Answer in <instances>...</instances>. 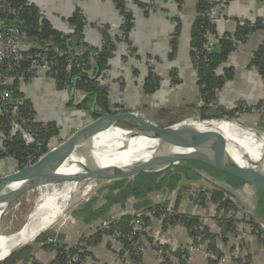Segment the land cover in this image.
Masks as SVG:
<instances>
[{
    "label": "crops",
    "instance_id": "obj_1",
    "mask_svg": "<svg viewBox=\"0 0 264 264\" xmlns=\"http://www.w3.org/2000/svg\"><path fill=\"white\" fill-rule=\"evenodd\" d=\"M116 1L29 0L30 4L44 11L48 22L62 34L73 32L74 27L67 21V18L76 8H79L86 15L80 43L89 46H101L103 35L97 26L109 25L108 35L115 44V52L107 61V69L104 71L107 78L104 83L112 105L119 104L123 106L122 109L132 111L142 119L158 125L197 116L201 101L195 70L189 56L191 26L197 14L196 0H151L154 4L146 13L142 8L133 7L134 23L129 34V43L114 39L115 31L117 32L121 24L119 12L115 6ZM137 1H148V4L150 2V0ZM263 5L261 0H230L222 7L223 15L216 24L217 32H235L241 17L249 19L253 24L259 21L256 25L258 28L264 23ZM178 25L177 51L171 57L169 56V38ZM263 40L264 28L255 29L247 36V40L230 54L229 64L234 67L235 75L217 94V99L225 108L241 100L252 105L253 108L258 102L263 101L262 76L250 67L251 56ZM75 43L73 41L71 45L75 47L77 45ZM81 46L78 45L79 48ZM123 48H130V50L133 48V51L135 49L133 56L124 53ZM149 56L157 60L153 63L154 70L161 79L155 91H146L144 88L147 74L145 59ZM173 69L178 81L176 84L172 83L171 71ZM18 90L23 97L32 102L41 119L56 122L59 118L54 110L61 101L68 106V100L71 101V97L78 98L83 94L76 91L69 94L61 92L49 81L26 82L18 86ZM85 113L83 115H86ZM90 119L87 114V120ZM78 124H81V121ZM0 145H2L1 141ZM16 165L10 157L0 158V174L15 170ZM195 172L197 173L196 178H183L176 189L169 191L162 188L149 192L146 197L153 204L168 199L179 214L194 215L199 220H204L207 224V231L213 238L210 241L207 237L209 246L213 247L215 252L225 254L231 248H236L237 254L229 256L223 262H218L205 257L202 252H197L188 264H264V193L252 184L224 170L213 171L202 168ZM116 180L118 179L102 184L91 198L75 206L69 215L87 203H92L94 207L107 205L108 190L106 187L111 186ZM179 188H181L180 191H178ZM212 190H221V195L235 204V210L228 209L224 214L219 203L212 200ZM177 194H180V199L176 203ZM139 202L134 196L128 197L122 204L119 202L111 204L103 218L91 221L76 218L75 224L70 222L59 227L56 240L59 239L67 246H74L80 237L93 236L101 221L116 222L122 216L133 215L140 208ZM245 207L250 208L252 213L247 218L240 213ZM222 214L225 217L233 218L234 216L238 220L233 218L235 220L233 229L220 224L218 218ZM250 219L252 223L249 222ZM149 222L152 224L154 236L155 232L161 229L159 220L151 218ZM252 224L257 225L262 237L253 233L254 225ZM190 236L186 227L181 224L163 228V244L170 254L172 263L178 264L180 250L186 252L185 248L191 241ZM26 246L31 249L30 254L39 264H50L55 257V253H47L36 240ZM136 248L138 253H135L136 258L134 259L122 242L110 243L107 236L102 235L98 243L84 249L88 254L82 264H159L150 237L138 235ZM0 263L3 264L4 261ZM15 264H34V262L29 257L27 261L18 260Z\"/></svg>",
    "mask_w": 264,
    "mask_h": 264
},
{
    "label": "trees",
    "instance_id": "obj_2",
    "mask_svg": "<svg viewBox=\"0 0 264 264\" xmlns=\"http://www.w3.org/2000/svg\"><path fill=\"white\" fill-rule=\"evenodd\" d=\"M207 1L208 0H196L195 10L197 14L191 26L189 56L192 62V66L195 70L196 84L199 88V96L211 100H217V94L219 90H221V88L227 81L232 80L235 75L234 67L229 64V56L233 51H235L236 46L232 38H229V36H235L237 38L240 37L241 41L245 42L247 40V36L253 30L258 29L256 28V25L259 24V21L251 25H238L235 32L224 33L225 35L223 36V38L219 40V49L209 53L205 50L204 43L206 42L207 35L211 33L216 34L217 30L216 25L211 24L208 18L202 14V11L208 6ZM225 1L227 2L229 0ZM153 4L154 3L151 0L149 4L148 1L140 2L137 0H133V2L130 3V10L126 12L124 9V1L117 0L115 6L118 9L121 24L118 28L120 35L115 31L114 39L123 40V42L129 43V34L131 32V29L133 28L134 23L132 12L133 7L142 8L146 13L150 11L148 9H150ZM4 19L6 22H8L11 18L5 17ZM25 19L29 26L24 31V36L26 38L25 41L31 42V47L29 49L30 51H33L34 49H40L39 51H46L47 54L57 55L59 64H62L64 62L63 60H65L67 57L72 56V58H74L75 60L87 62L89 65L88 68L90 69L91 73L90 71L82 72L74 69L71 71L69 78L71 89L67 93L69 94L72 91H76L78 93L82 92L83 94H81V96H78V100H68V106L84 108L88 110V114L91 119H93L97 115V113L101 112L125 111V108L122 109L123 106H120L119 104H111L106 84L99 83L101 76H104V71L107 69V61L113 55L112 52L115 49V44L112 41V38H110L108 35V32H110L109 25L102 24L97 26L103 35V39L100 47H93L84 43H80V40L83 37V28L85 25V21L81 17L79 8H76L75 11L67 18V21L74 27L73 32L69 34H62V32L55 30L44 16L40 18L38 16V8L32 4L26 6ZM36 29L39 30L37 31ZM178 37L179 25L174 28L169 38V56L171 57L175 55L177 51ZM73 41H75V44H77L75 47L71 45ZM78 45L82 46L79 48ZM131 50L133 51V48H131ZM149 59L152 58L149 56L145 59L147 74L144 80V88L146 91H155L156 89H158L161 79L155 72L154 65H149ZM153 61L156 62L157 60L155 61L153 59ZM253 66L256 67L255 69L257 70V72L263 74L264 40L258 45L257 49L251 56L250 67ZM65 75L66 74L64 72H60L58 78L62 80ZM171 76L173 77L172 83L176 84L178 81L175 76L174 69L171 71ZM26 82L33 81H25L23 83ZM23 83H15L14 87L12 88V92L14 96L24 98V113H29L30 109H32L31 105L33 106V104L31 101L23 97L21 92L18 90V86L22 85ZM56 89L62 92L61 89ZM241 102L248 104L243 100H241ZM262 102L263 101L258 102L255 106L259 107ZM93 104L94 109L93 111H91L90 109ZM250 106L247 110L248 112L252 113L253 116H256L257 130H264V118L260 115L259 112H254ZM198 116H200L201 118H221L237 117V114L233 113L231 110H226L222 105L215 110H210L207 106L201 105L198 110ZM7 122L8 119L6 116H0V123H3L4 125L0 126V141L2 142V145H0V147L7 149L6 152H3V150L0 148V158L11 156L12 158H16L17 160H22L29 153H37V150L39 148L38 146L24 144L17 133L10 134V129L5 126V123ZM71 122L72 124L75 122H77L75 124L79 123L78 119L74 118L71 119ZM119 125L123 127V124ZM60 126H62V122L60 123L56 121H47V130H43L41 128L38 129V135L41 139L42 144L40 148L43 153L47 151L46 144L49 138L53 135L60 134V131L62 129L60 128ZM7 136H10L12 138V141L8 142L6 140ZM202 168L213 171L217 170V168L209 166L201 161L194 159H185L175 164H170L165 169L159 172H139L133 175L132 178L128 177L118 179L111 186L106 187L108 190L107 205L94 207L92 203H87L80 209L72 211L71 216L77 219H83L85 221L103 218L105 216L104 213L109 209L111 204H114L116 202L122 204L128 197L134 196L140 201L138 203L140 204V208L137 212L154 209L156 212V216H152V219L157 218L163 212L164 207L167 206L170 200L164 199L162 201H159L158 203L153 204L150 200H148L146 195L151 191L161 190L162 188L168 189L169 191L176 189L179 185V182L183 178H196L197 173L195 172V170ZM234 179L242 182V180L240 179ZM180 189L181 188H179L178 191H180ZM211 192H213L211 194L212 200L219 203L220 208H223L224 214L228 209L235 210V204L232 203L229 199L224 198L223 195H221V190H212ZM179 199L180 194H177L176 203L179 201ZM224 214L219 216L218 221H220V224L226 225L228 229H233L235 222L234 219L236 218L234 216V219L231 217H225ZM133 215L122 216L119 220H117L116 222H111L110 224L114 228H120L124 232H127L129 230L128 222ZM149 217L144 218V221L148 222L150 220ZM236 221L238 220L236 219ZM176 222L183 223L189 235H193L194 232L192 231V226L199 222V218L194 215L179 214L175 211V214L173 215L172 220H170V223L171 225H174ZM249 222L252 223L251 219L249 220ZM252 225H254L253 227L257 228L256 224ZM52 234L53 233L51 231L47 230L44 233L36 236V238L34 239L40 243L41 247H43V249L47 253H55V257L50 262V264H67V260L65 257L67 251L71 253H78L81 259H84L88 254L86 250H77L75 248V245L67 246L60 242L59 239L56 240V242L46 243V238L48 236H51ZM102 235H105V233L103 231L97 230L95 234L93 233V236H88L90 237L89 240L91 241L90 243H92L91 245L98 243L101 240ZM137 237L138 235L136 236V238ZM205 237H208L210 241L213 240L208 231H205ZM121 242L123 243L124 247L129 250L131 257L135 259V250L137 248H133L132 243L128 242L125 239H122ZM210 249L213 250V247H210ZM30 250L31 249L27 246L19 248L10 256L5 258L3 260V264H15L18 260H22L24 262L27 261L29 257L32 259L34 264H39L36 262V259L33 258V256L30 254ZM184 261V252L180 250V260L178 264H181Z\"/></svg>",
    "mask_w": 264,
    "mask_h": 264
},
{
    "label": "built area",
    "instance_id": "obj_3",
    "mask_svg": "<svg viewBox=\"0 0 264 264\" xmlns=\"http://www.w3.org/2000/svg\"><path fill=\"white\" fill-rule=\"evenodd\" d=\"M125 11L130 10V3L133 0H123ZM230 1V0H229ZM229 1L225 0H208V6L202 11V14L206 16L211 24L216 25L222 19V7L227 4ZM264 4V0H261ZM150 3V2H149ZM29 0H0V116H6L8 122L5 123L10 129V134L17 133L24 144L27 145H36L38 146L37 153H29L22 160H17L16 158L11 159L17 164V168H21L28 164L33 163L41 155L40 146L41 139L39 138V128L47 130V121L41 119L33 106L30 109L29 113H24L25 111V100L24 98L16 97L13 94L12 88L15 83H23L25 81H49L52 82L56 88L61 89L67 93L70 88V74L71 71L79 70L82 72H89L88 63L84 61H77L74 58L67 57L62 64H59L58 56L54 54H47L46 51H39L40 49H34L30 51L31 42L25 41L24 31L28 28V24L25 19L26 6L29 5ZM264 6V5H263ZM81 17L86 23V15L80 10ZM38 16L45 17L43 10L38 8ZM5 17L11 18L10 21L6 22ZM238 25H251L249 19L241 17ZM37 31L39 29H36ZM217 32V31H216ZM117 33L120 35L119 30ZM224 33L208 34L206 42L204 43V48L207 52H214L219 49V40L223 38ZM235 43L236 49L241 46L243 43L240 37L229 36ZM123 39V37H122ZM123 42V40H120ZM115 52V49L113 50ZM112 52V53H113ZM123 52L127 55L133 56L134 52L130 48H123ZM149 65H153V59L148 60ZM256 67H251L252 70H255ZM64 72L66 75L61 80L58 78L59 73ZM263 83H264V71L261 74ZM107 78V74L104 73V76L100 78L99 83L104 84ZM75 101V97L73 98ZM201 105L207 106L210 110H215L218 107H221L219 100H211L204 97H200ZM250 105L245 104L241 101H237L231 107L225 108L226 110H231L233 113L237 114V117L246 114L248 112V107ZM251 107V106H250ZM254 112H259L260 115L264 118V89H263V102L259 108L256 110L251 107ZM233 117V118H237ZM38 125V126H37ZM0 126H4L3 123H0ZM264 133V132H262ZM71 134V133H70ZM69 134V135H70ZM56 135H53L49 138L46 144V149L49 150L56 146L62 141L61 138L59 141L56 140ZM6 140L12 141L10 136L6 137ZM54 141V143H53ZM1 148V147H0ZM3 152H6L7 149L1 148ZM7 154V153H5ZM109 182V181H107ZM102 186L101 182H94L92 188L94 191H97ZM91 188V187H90ZM94 193V192H93ZM195 195V193H194ZM155 210H144L135 213L129 220L128 226L129 230L124 232L120 228H114L111 226V222L107 220L101 221L97 230H101L105 233L110 243L117 244L121 243L122 239L127 240L132 243L133 248H136V236L145 235L151 238V245L154 248V252L157 255L159 264H171L170 254L164 247L163 242V228H168L171 226L170 220H172L173 215L175 214L174 207L172 206L171 201L164 207L163 212L157 217L160 223L161 229L158 232H155L156 235L152 234V224L148 221L145 222L144 218L155 215ZM246 218L251 216V209L245 207L240 212ZM71 219V224L76 223V218L69 215ZM244 217V218H245ZM176 224H181L176 222ZM184 226V225H183ZM207 224L204 220H199V222L192 226V231L194 232L191 235L190 244L185 248L186 252L184 253L185 261L181 264H188V261L193 257L197 252H202L205 257L223 262L229 256H235L237 254L236 248H231L228 252H215L210 249L208 244V239L205 237V231H207ZM53 234L48 236L45 240L46 243L56 242L59 226L52 227L50 230ZM253 233L257 236L262 234L258 228L253 229ZM153 236V237H151ZM88 237V236H87ZM86 237V238H87ZM82 238L77 241L75 248L77 250H84L87 248L91 241L90 237ZM119 251H117L118 253ZM135 253H138V250H135ZM66 262L67 264H82L84 259H81L78 253L66 252Z\"/></svg>",
    "mask_w": 264,
    "mask_h": 264
},
{
    "label": "water",
    "instance_id": "obj_4",
    "mask_svg": "<svg viewBox=\"0 0 264 264\" xmlns=\"http://www.w3.org/2000/svg\"><path fill=\"white\" fill-rule=\"evenodd\" d=\"M258 28H264V23ZM73 97H71V100ZM94 109V104L91 111ZM210 121H233L250 132L244 138L245 146L237 141L228 144L217 136L208 123ZM119 124H123V127ZM111 128H121L139 132L146 139H152L157 144L167 147L153 155L136 152L135 157L128 159L125 168L107 171L106 168H97L94 162L103 156L116 157L122 152H128L129 147L123 142L109 140L107 134ZM249 149H253L251 153ZM143 152V151H142ZM118 153V154H117ZM258 160V176L260 182L246 177L231 167L238 164L237 159ZM185 159L201 161L214 168L224 170L244 181L252 184L264 193V133L255 130L235 118H201L194 116L188 119L158 125L152 121L142 119L132 111L101 112L79 126L70 135L53 148L47 150L33 163L16 168L5 174H0V220L9 204L22 194L40 187L47 182H62L65 177L55 173V169L64 162L73 163L82 168L76 180L85 178L105 179L107 181L132 177L139 172H159L170 164ZM16 246L8 256L18 250Z\"/></svg>",
    "mask_w": 264,
    "mask_h": 264
},
{
    "label": "bare ground",
    "instance_id": "obj_5",
    "mask_svg": "<svg viewBox=\"0 0 264 264\" xmlns=\"http://www.w3.org/2000/svg\"><path fill=\"white\" fill-rule=\"evenodd\" d=\"M208 125L214 130V132H216L217 136L227 141L228 144L232 141H237L245 146H248L244 142V138L248 137L250 132L245 128H242L239 124L233 121H210ZM112 129L113 128L109 129L107 138L109 140L123 142L130 150L128 152H122L116 157L111 158L103 156L98 158L94 162V166L97 168H106L107 171L115 170V168L122 169L126 167L128 160L135 157L133 154L136 152L153 155L163 151L167 147V145L157 144L152 139H146L143 137V134L139 132H133L131 130L121 128H117L118 130ZM248 150L253 153V149H249L248 147ZM129 157L130 159L125 161L126 158ZM255 159L256 158L250 160L237 159L238 164L232 166L231 168L256 182H260L261 179H259L258 170L262 165ZM55 170V173L61 174L65 177V180L61 183V187L56 190L53 186L56 182L43 183L40 187H38L53 186L50 192L44 194L38 200L32 212L30 214L28 213L29 215L25 224L19 230L11 233V235L0 234V260L7 258L9 253L16 246L31 241L35 237V234L39 233L44 228V225L47 224L48 227L46 229H48L49 226L54 223L53 221L56 217L62 215L61 213L64 206L68 202L71 194L78 184V180L71 177H75V175L79 177L82 168L73 163L64 162Z\"/></svg>",
    "mask_w": 264,
    "mask_h": 264
},
{
    "label": "rangeland",
    "instance_id": "obj_6",
    "mask_svg": "<svg viewBox=\"0 0 264 264\" xmlns=\"http://www.w3.org/2000/svg\"><path fill=\"white\" fill-rule=\"evenodd\" d=\"M75 100H78V98L76 97ZM61 104L63 105L64 102L61 101L59 106H57L56 109L54 110L56 115L59 118L57 122H60V123L62 122V126H60V128H62L60 131V134L55 136L57 138L56 140L58 141L61 138L65 139L70 133H72L75 129H77L78 126H81L89 121L87 120V114L89 113L88 110L84 108L67 106L65 104L62 106ZM83 113H85L86 115H83ZM72 118L78 119V121H81V124H75L77 122L72 124L71 122ZM229 118H233V117H227V119ZM183 119L185 118H182V120ZM235 119H238L242 123L250 127H253L255 130H257V123H256L257 119L255 115L254 116L252 115V113L246 112V114L241 115ZM112 130H118V129L113 128ZM257 131L261 133L264 132V130H259V129ZM94 182H101V184H104L107 182V180L85 178L81 180L80 182H78L75 190L71 194L68 202L66 203V205L64 206L62 210V213H61L62 215L56 217V219L53 221L54 224L50 228L57 227V226L60 227L61 225L68 224L71 222V219L69 217V212L75 206H77L84 200H88L89 198H91L92 195L95 194L96 191H94L95 189L92 188L94 185ZM61 183L62 182L55 183L53 185L54 188L58 190L62 185ZM53 186L35 188L33 190L25 192L18 199H16L11 204H9L7 208L5 209L4 214L0 220V234L11 235V233H14L15 231L19 230L25 224L28 215L34 209L38 200L44 194L50 192ZM43 227L44 228L39 233L35 234V237L31 241L26 242V244L23 246H26L27 244L33 242L36 236H38L39 234L44 233L47 230H50V228L46 229L48 227L47 224L44 225ZM23 246H21L20 248H22Z\"/></svg>",
    "mask_w": 264,
    "mask_h": 264
}]
</instances>
